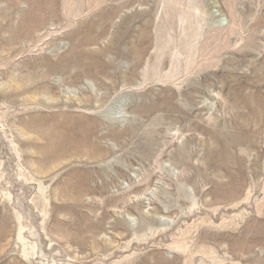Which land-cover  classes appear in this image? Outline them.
Returning a JSON list of instances; mask_svg holds the SVG:
<instances>
[{"label":"rangeland","instance_id":"obj_1","mask_svg":"<svg viewBox=\"0 0 264 264\" xmlns=\"http://www.w3.org/2000/svg\"><path fill=\"white\" fill-rule=\"evenodd\" d=\"M118 1L0 0V264H264V0Z\"/></svg>","mask_w":264,"mask_h":264},{"label":"bare ground","instance_id":"obj_2","mask_svg":"<svg viewBox=\"0 0 264 264\" xmlns=\"http://www.w3.org/2000/svg\"><path fill=\"white\" fill-rule=\"evenodd\" d=\"M110 1H114V0H103V3H108V2H110ZM119 1H121V3L119 4ZM118 1V4H117V7H115L114 8V10H102L101 11V16L102 17H105V16H112L113 15V13L115 12V11H117L118 9H121L120 7L121 6H123V5H127L128 3H134V1H137V0H119ZM114 3V2H113ZM106 5V4H105ZM114 6V5H113ZM119 11V10H118ZM226 27V26H225ZM222 33L224 34L223 36L225 37V38H227V39H229L230 38V36H231V34H232V30L230 29V28H223L222 27ZM1 211V210H0ZM4 215V214H3ZM3 218V217H2ZM4 219V218H3Z\"/></svg>","mask_w":264,"mask_h":264}]
</instances>
